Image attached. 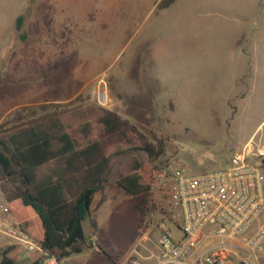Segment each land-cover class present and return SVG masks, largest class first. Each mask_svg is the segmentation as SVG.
<instances>
[{
    "label": "rangeland",
    "instance_id": "1",
    "mask_svg": "<svg viewBox=\"0 0 264 264\" xmlns=\"http://www.w3.org/2000/svg\"><path fill=\"white\" fill-rule=\"evenodd\" d=\"M86 104L161 142L162 167L178 163L192 175L226 168L247 145L264 157V0H0V123ZM134 159L146 162L144 155L113 162L85 222L83 253L64 264H96L100 234L111 250L129 244L119 264L135 250L157 252L160 213L148 205L142 231L132 198L114 183ZM6 241L0 235V250ZM19 254L33 257L17 248V264L32 262Z\"/></svg>",
    "mask_w": 264,
    "mask_h": 264
},
{
    "label": "trees",
    "instance_id": "2",
    "mask_svg": "<svg viewBox=\"0 0 264 264\" xmlns=\"http://www.w3.org/2000/svg\"><path fill=\"white\" fill-rule=\"evenodd\" d=\"M22 21V16L16 20L18 31ZM160 143L97 104L46 112L29 123L6 119L0 123V191L19 229L48 255L65 261L83 253L85 222L95 196L105 189L112 164L121 157H146V162L134 159L130 172L114 181L132 198V213L145 231L150 193L143 180L162 168ZM257 159L264 165V157ZM110 241L108 234H100L96 264H119L128 252L129 244L114 251ZM15 249L0 250V264H17L11 256Z\"/></svg>",
    "mask_w": 264,
    "mask_h": 264
},
{
    "label": "built area",
    "instance_id": "3",
    "mask_svg": "<svg viewBox=\"0 0 264 264\" xmlns=\"http://www.w3.org/2000/svg\"><path fill=\"white\" fill-rule=\"evenodd\" d=\"M102 81V80H101ZM105 103V93L100 95ZM251 146L235 150L230 166L192 175L178 163L157 170L146 182L149 206L161 215L152 251L156 264H259L264 250V165ZM263 155V152H260ZM172 224L181 232L173 234ZM0 235L42 264H64L23 233L6 203L0 206ZM129 264H144L136 250Z\"/></svg>",
    "mask_w": 264,
    "mask_h": 264
},
{
    "label": "crops",
    "instance_id": "4",
    "mask_svg": "<svg viewBox=\"0 0 264 264\" xmlns=\"http://www.w3.org/2000/svg\"><path fill=\"white\" fill-rule=\"evenodd\" d=\"M5 204V201H4V198H3V195H2V193H1V191H0V206H1V204ZM6 238V237H5ZM6 242L8 243V244H10V242H9V240L6 238ZM17 249V248H16ZM15 249V250H16ZM14 250V251H15ZM151 253H152V251L150 252V255H147V256H142L144 259H145V261H147V260H149V259H151L152 258V255H151ZM19 256V258L20 259H22V260H26V259H24V257H23V255H21V254H19L18 255ZM29 259H27L26 261H28ZM148 264V263H147Z\"/></svg>",
    "mask_w": 264,
    "mask_h": 264
}]
</instances>
